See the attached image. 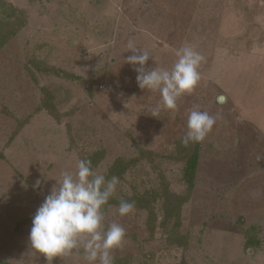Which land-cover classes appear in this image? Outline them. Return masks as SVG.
<instances>
[{
  "label": "rangeland",
  "instance_id": "obj_1",
  "mask_svg": "<svg viewBox=\"0 0 264 264\" xmlns=\"http://www.w3.org/2000/svg\"><path fill=\"white\" fill-rule=\"evenodd\" d=\"M6 1L23 17L0 48V264H89L83 248L47 261L29 239L61 173L88 155L102 152L98 174L134 160L118 198L163 185L185 194L176 148L197 107L219 115L199 142L178 238L160 226V200L154 230L146 210L110 205L105 229L127 230L114 264H264V0ZM129 40L149 52L146 68L171 69L186 43L205 57L178 110L148 112L161 94L138 86Z\"/></svg>",
  "mask_w": 264,
  "mask_h": 264
},
{
  "label": "clouds",
  "instance_id": "obj_2",
  "mask_svg": "<svg viewBox=\"0 0 264 264\" xmlns=\"http://www.w3.org/2000/svg\"><path fill=\"white\" fill-rule=\"evenodd\" d=\"M129 50L133 54L126 62L138 73V86L161 94V102L147 109L152 116L159 118L161 110H178V99L192 94L201 80L199 68L205 57L190 44L177 50V60L171 69L146 68L150 54L132 40L127 44ZM218 103H227V97H218ZM218 115L193 108L188 115V130L181 138L182 145L188 147L190 143L202 142L211 132ZM118 184V177L106 179L104 174L93 171L92 162L87 158L78 161L75 173L63 171L61 179L33 216L29 236L31 247L51 262L55 257H65L83 248L84 259L89 264L97 260L99 264H114L112 252L124 246L127 230L114 221L105 229L104 206ZM134 209L135 201L120 200V216L128 215Z\"/></svg>",
  "mask_w": 264,
  "mask_h": 264
},
{
  "label": "trees",
  "instance_id": "obj_3",
  "mask_svg": "<svg viewBox=\"0 0 264 264\" xmlns=\"http://www.w3.org/2000/svg\"><path fill=\"white\" fill-rule=\"evenodd\" d=\"M22 17L23 10L11 2L0 0V48L16 35L19 29L18 23H20ZM45 105V110L55 117L56 112L52 105L49 102H46ZM199 148V142L190 143L188 147L183 146L182 143L179 144V146L177 144V157L185 163L183 175L187 183V192L185 194L175 193L171 191L167 185H163L160 191L146 190L141 194L125 195L122 198H118L113 195L109 199L108 204L104 206V213L110 205H119L121 199L135 201V207L148 212L147 220L151 223L149 227L151 230H154V223L158 218L154 203L160 200L162 209L160 226L164 229H168L172 236L178 238V228L181 224L182 207L188 201L190 192L195 186V176L197 174L200 156ZM101 153L102 152H97L84 157L91 160L93 171L96 170L97 166L101 162L100 158L103 156ZM132 163H134L133 159L127 162H122V160L115 161L114 164L110 166L106 174H104L106 179H111L112 176L122 179L125 173L129 171ZM180 242V239H177L176 244H180Z\"/></svg>",
  "mask_w": 264,
  "mask_h": 264
}]
</instances>
